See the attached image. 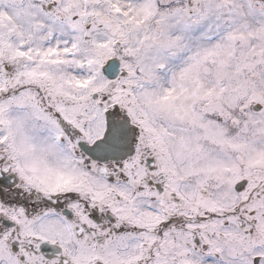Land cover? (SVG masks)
Wrapping results in <instances>:
<instances>
[{"label": "snow or ice", "instance_id": "1", "mask_svg": "<svg viewBox=\"0 0 264 264\" xmlns=\"http://www.w3.org/2000/svg\"><path fill=\"white\" fill-rule=\"evenodd\" d=\"M0 264H264V0H0Z\"/></svg>", "mask_w": 264, "mask_h": 264}]
</instances>
